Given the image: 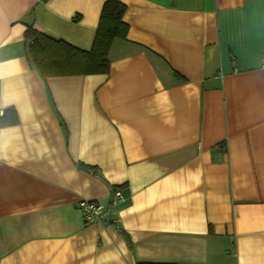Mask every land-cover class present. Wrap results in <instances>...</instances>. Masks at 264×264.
<instances>
[{
  "label": "crops",
  "instance_id": "crops-1",
  "mask_svg": "<svg viewBox=\"0 0 264 264\" xmlns=\"http://www.w3.org/2000/svg\"><path fill=\"white\" fill-rule=\"evenodd\" d=\"M104 1L0 0V264H264V0H117L108 72L42 77L27 25L89 49Z\"/></svg>",
  "mask_w": 264,
  "mask_h": 264
},
{
  "label": "trees",
  "instance_id": "trees-1",
  "mask_svg": "<svg viewBox=\"0 0 264 264\" xmlns=\"http://www.w3.org/2000/svg\"><path fill=\"white\" fill-rule=\"evenodd\" d=\"M126 6L117 0L102 4L94 39L89 49H81L64 40L50 37L27 25L23 36L31 65L42 77L105 74L109 70L108 52L115 39H126L128 26L123 21ZM18 122L16 110L7 107L0 115V126ZM95 172L94 168L86 166ZM115 188V186L113 187ZM137 264H161L138 262Z\"/></svg>",
  "mask_w": 264,
  "mask_h": 264
},
{
  "label": "built area",
  "instance_id": "built-area-1",
  "mask_svg": "<svg viewBox=\"0 0 264 264\" xmlns=\"http://www.w3.org/2000/svg\"><path fill=\"white\" fill-rule=\"evenodd\" d=\"M260 69L264 72V52H262ZM124 200V195L119 187H111L109 201L102 204L99 201H82L80 211L83 222L86 224L110 220L113 223H119V217H113L114 209Z\"/></svg>",
  "mask_w": 264,
  "mask_h": 264
}]
</instances>
